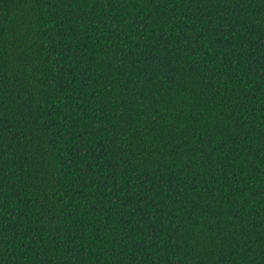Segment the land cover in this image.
I'll return each instance as SVG.
<instances>
[{
    "label": "trees",
    "instance_id": "1",
    "mask_svg": "<svg viewBox=\"0 0 264 264\" xmlns=\"http://www.w3.org/2000/svg\"><path fill=\"white\" fill-rule=\"evenodd\" d=\"M0 264H264V0H0Z\"/></svg>",
    "mask_w": 264,
    "mask_h": 264
}]
</instances>
